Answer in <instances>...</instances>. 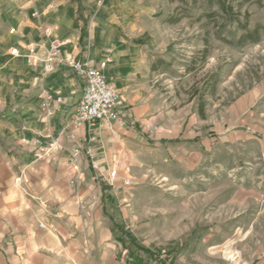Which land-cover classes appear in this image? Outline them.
Returning <instances> with one entry per match:
<instances>
[{
    "label": "rangeland",
    "instance_id": "obj_1",
    "mask_svg": "<svg viewBox=\"0 0 264 264\" xmlns=\"http://www.w3.org/2000/svg\"><path fill=\"white\" fill-rule=\"evenodd\" d=\"M225 2L233 13L168 0L141 82L154 104L150 142L134 141L145 156L108 159L112 184L87 163L114 264H264V0ZM13 13L0 0V35ZM7 76L11 103L31 99Z\"/></svg>",
    "mask_w": 264,
    "mask_h": 264
},
{
    "label": "crops",
    "instance_id": "obj_2",
    "mask_svg": "<svg viewBox=\"0 0 264 264\" xmlns=\"http://www.w3.org/2000/svg\"><path fill=\"white\" fill-rule=\"evenodd\" d=\"M12 1L13 32L0 35V264H114L112 228L90 198L94 170L83 158L76 177L67 163L71 143L64 128L82 93L80 80L66 66L47 72L41 59L48 40L56 38L63 42L62 53L102 63L107 80L122 92L128 104L126 126L100 122L95 129V158L102 171L111 167L108 159L145 156L134 141L150 142L144 131L152 120L142 115L154 112V104L141 101V82L150 71L147 53L158 43L168 0ZM44 29L51 30L48 36ZM33 45L40 60L35 64L25 57ZM13 47L19 49L17 56L10 54ZM9 71L31 99L11 103ZM46 94L62 100L44 121L40 104ZM83 134L79 129L78 135ZM47 135L58 137L63 148L37 158L35 144L47 143Z\"/></svg>",
    "mask_w": 264,
    "mask_h": 264
},
{
    "label": "built area",
    "instance_id": "obj_3",
    "mask_svg": "<svg viewBox=\"0 0 264 264\" xmlns=\"http://www.w3.org/2000/svg\"><path fill=\"white\" fill-rule=\"evenodd\" d=\"M44 30L45 35L48 36L51 30ZM62 45L63 42L56 38L49 39L48 48L41 60L47 72L60 66L70 68L81 83L82 93L79 100L74 104L69 124H66L64 128L67 131V139L71 143L66 149L68 166H70L72 173L78 176L81 171V160L84 158L96 172L108 180L109 184H112L117 170L114 168L104 175L99 163L96 162L95 129L100 122H116L119 126H126L127 104L119 88L109 82L103 74L102 63L96 65L92 59L86 56L76 58L62 53ZM10 54L17 56L19 54L18 47L11 48ZM25 57L31 64L40 61L34 45L28 48ZM61 100L60 96L52 98L50 94H46L40 104V118L44 121L47 120L58 109ZM81 128L84 129L83 137L78 135V130ZM47 136L51 137L47 143L35 144L33 152L37 158H49L55 150L63 148L58 137ZM22 142H25V139H22ZM70 181L74 182L73 178ZM15 182L21 184L19 178H16ZM124 183L127 185L129 179L125 180ZM38 226L44 227L45 225L38 223Z\"/></svg>",
    "mask_w": 264,
    "mask_h": 264
},
{
    "label": "trees",
    "instance_id": "obj_4",
    "mask_svg": "<svg viewBox=\"0 0 264 264\" xmlns=\"http://www.w3.org/2000/svg\"><path fill=\"white\" fill-rule=\"evenodd\" d=\"M218 1V3H219V5H220V8H221V10H224V12L226 13V14H229V13H233V9H232V6L230 5V4H228V3H226L225 2V0H217ZM80 11H81V5H80V3H78V6H77V14H79V17L82 19V21H83V18H82V15L80 14ZM244 16H245V18L247 17V15L244 13ZM82 30H81V35L84 33V29L83 28H81ZM117 240H121V241H124L121 237H117L116 238ZM137 249H140V250H142L143 252L144 251H148L146 248H145V250L144 249H142V247H138ZM141 259L138 257V255L135 257V259H134V262L136 263V264H141Z\"/></svg>",
    "mask_w": 264,
    "mask_h": 264
}]
</instances>
